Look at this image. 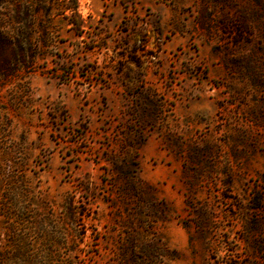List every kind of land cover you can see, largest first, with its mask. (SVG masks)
<instances>
[{"label": "rangeland", "instance_id": "rangeland-1", "mask_svg": "<svg viewBox=\"0 0 264 264\" xmlns=\"http://www.w3.org/2000/svg\"><path fill=\"white\" fill-rule=\"evenodd\" d=\"M0 264H264V0H0Z\"/></svg>", "mask_w": 264, "mask_h": 264}]
</instances>
